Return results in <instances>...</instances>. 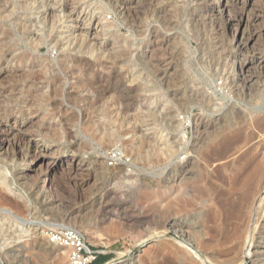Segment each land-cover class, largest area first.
<instances>
[{
    "label": "rangeland",
    "instance_id": "1",
    "mask_svg": "<svg viewBox=\"0 0 264 264\" xmlns=\"http://www.w3.org/2000/svg\"><path fill=\"white\" fill-rule=\"evenodd\" d=\"M50 1L55 2L61 17L54 18L52 23L54 29L50 35L59 36L60 34L65 38L70 29L78 32L75 23L67 21L65 16L71 7L74 11H81L89 14L88 16L100 19L104 27V31H101V28L98 29L97 45L91 46L93 51L89 53L84 47L80 51L77 49L72 51L73 55L87 58L92 70L102 74L101 83L93 85L94 88L89 97L92 102L98 92H103V97L93 104L90 102L89 106H85L79 99L87 96L84 91L78 94L79 98L75 99L65 95L67 92L76 90L69 83L73 82V79H68L63 72L59 59L64 51L59 46L52 47L47 37L49 35L48 26L45 24L47 22L44 23L39 14L42 10L39 6L44 3L52 4ZM120 1L36 0L34 3L33 0H0V31H4L8 36L11 35L10 37L18 42L20 49L26 48L31 54L28 64L33 57L35 60L50 61L53 72L62 78L63 84L56 92L50 93V91H40L41 81L31 78L29 80L33 82L34 88L30 91L22 89L21 93L16 94L19 96L17 102L16 99L9 100L5 112L2 111V113L8 117V124L13 123V118H16L18 129L25 137L39 142L45 151L49 148L46 151L48 157L68 156L73 153L83 164V170L78 171L74 170L75 166L56 165L54 173L58 179L55 177V180H60L63 184L52 202L45 200L42 196L34 198L29 194L30 190L27 187L25 189L18 186L20 191L24 190L23 193L27 194L24 199L26 205L22 208L20 216L27 220L36 219L65 226L73 224L74 229L84 236L86 242L97 254L108 255L107 259L100 264L116 259L119 253H128L136 243L143 241L144 243L137 251V262L134 264L140 262L149 264L155 250H161L160 257L166 254L163 246L167 238L169 239L172 235L167 224L168 218L193 213V210L169 209L165 205L164 197L157 198L150 193L155 184L162 187L164 175L172 167L173 160L175 159L174 162L179 161L180 158V161L186 160L187 153L191 151L190 148L186 150L187 147L196 142L201 146L197 152L191 153L195 155L198 163L195 170L199 173L203 166L201 153L203 154L211 144H216L226 135L232 134V131L237 132L238 136L235 135V137L241 139L237 141L233 137V142L236 140L237 143H233V150L236 152L231 157L235 159L242 151H246V147L249 149V146L257 143L261 132L253 120L246 119L245 122L244 118H251L249 114L252 113L247 106L241 107L240 115H243L239 116L236 110L232 109L234 104L230 101L228 105L225 104L219 95L230 88L228 83L230 78L225 81V77L229 75L228 71H231L232 61L235 59L234 56H228V50H231L228 42L232 31L225 27V19L229 17L227 13L213 15L205 9V3L200 0H138L139 5L137 10H134L133 15L136 14L134 17L131 14L115 13V4ZM255 1H247L245 5L233 1L232 5L229 3L228 7L231 11L228 13L231 14V18L234 17L233 23H236L241 14L243 19L248 18L249 21L255 14L263 15L257 22H251L257 29H262L264 0ZM158 10L159 13L156 12ZM20 22L26 25L21 26ZM252 28L253 26H249L246 30L247 35ZM30 30H35L34 32L44 38L38 47L30 45L26 39L27 31ZM260 32L263 31L260 30ZM155 34L158 38L166 35L170 38L173 36L153 57L159 61L168 59L166 61L170 62L171 69L167 81H160V75H156V68L152 65L153 61L141 55L143 46L146 42L153 40ZM254 39L249 46L255 47L256 52L264 49V38L261 36L255 41ZM78 44H81L80 40ZM96 47H100L103 51ZM220 51L223 53L219 54ZM18 65L14 61L8 62V67L12 69ZM70 66L80 68L73 64ZM255 71L252 76L256 80L254 89L257 90L253 91L251 98L234 95V98L241 102L237 105H245L249 98L252 99V104L255 102L264 104V66L261 65L259 70ZM1 74L2 72L0 76ZM95 80V76H91L89 81ZM115 85L118 86L117 92L116 90L114 92ZM210 93L213 95L209 100ZM116 95L118 100L114 104ZM55 109L59 112L56 113ZM116 111L120 114L117 117L118 121L112 120L115 118ZM51 112L54 114L50 115ZM218 113L223 115L226 113L227 121L234 120L236 124L230 128L221 126L224 130L212 140L213 136H210L212 132L208 135L204 134L205 137L197 134L196 138L192 139L196 134L195 131L193 132L192 125L188 123V116L211 119ZM228 115L233 117L229 119ZM252 117L257 120L264 118V111L260 114L254 112ZM61 121H65L64 127L73 131L77 129V133L67 135L62 129H59L56 134L45 132V126L59 125L63 123ZM85 122L93 123L95 127L101 125L104 130L111 133V137L103 136L100 139L102 133L95 131L96 129L95 132H84L82 126ZM220 124L225 125V122L220 121ZM247 134L256 135L255 139L251 140L252 143L245 141ZM139 136L149 140L144 147L145 158L135 159V164H132L131 159L135 158L134 151L129 145L125 147V142L127 143L132 137L137 138L135 141H138ZM202 139L205 142H201ZM111 144H114V147L109 146ZM166 145L174 149V154L172 153L170 157L163 152ZM108 146L111 149H108ZM125 148L127 149L124 150ZM113 150L119 151L117 163L120 164L119 166L121 163L126 165L127 170L114 168L115 165L111 164L113 159L110 157ZM214 163L207 165L205 170L214 173L219 165L217 161ZM244 163L245 160L242 159L237 162V165L242 167ZM9 164L12 167H25L19 159L9 161ZM134 166L135 170L132 169ZM10 169L8 176L13 177V171ZM44 169L46 168L43 164L42 170ZM130 169L132 173H126L130 172ZM195 170L194 173L197 174ZM86 181H89L88 184L82 189L78 188L80 187L78 183L85 184ZM43 184L46 185L47 181L41 178L38 181V187L41 188ZM20 191L14 190V193L20 194ZM206 209L207 207H202L201 214ZM44 242L47 243V239L43 233L42 237H35V239L5 243L0 246V259L3 258L5 264H69L67 252H63L67 249H59L55 246L56 251L49 253L41 248ZM0 245H2L1 242Z\"/></svg>",
    "mask_w": 264,
    "mask_h": 264
},
{
    "label": "bare ground",
    "instance_id": "2",
    "mask_svg": "<svg viewBox=\"0 0 264 264\" xmlns=\"http://www.w3.org/2000/svg\"><path fill=\"white\" fill-rule=\"evenodd\" d=\"M200 1L205 3V9L211 14L214 15L215 13H227L229 16H227L228 18L225 19V27H228L229 31H232V34L230 32L232 35L231 39L228 42V47L231 49L228 50V56H234L235 59L232 61L231 71H228L229 75L225 77V81L230 78L228 83L230 84V88L232 90L229 88L226 92L219 93V95L221 96V99L224 100L225 104L228 105L230 101L231 104L235 105H233L232 109H235L239 116L243 115H240V110L242 109L241 107L247 106V108H249L252 112L249 114L251 118L246 117L244 120L245 122L246 119L253 120L261 134L258 132L260 134V139L257 140V143L255 142L256 144L254 143L253 145L251 144V140L255 139L254 137L256 135H245V141H250L252 146H249V149L246 147V151H242V153L238 155L237 158L235 157V159H232L231 157L235 155L234 153L236 152V150H233V143H237V141L241 139H237L235 137V135L238 134L237 132L232 131V134L226 135L216 144H211L209 148L203 152V154L201 153L200 158L202 160L203 166L201 165L202 167L200 168L199 173L195 170V167L198 163L196 162L195 155L192 154L193 152H197L198 148L201 146H199L196 142L194 144H190V146L187 147L186 150L190 148L191 151H187L189 153L186 152L187 155L185 157L186 160L184 159L185 161H180L181 158L179 161L177 160L174 162L175 159L173 160L171 163L172 167H170L164 175L162 187L155 184L153 186V190H151L150 193L157 198L164 197L165 205L169 209L177 208L180 209L179 211L193 210V213L187 214L186 216L184 215L168 218L167 224L172 235H170L171 237L169 239L167 238V241L163 246V250L166 249V254L163 257H160L161 250L157 249L150 257V262L148 263L264 264V118L257 120L252 117L254 112L260 114L262 111H264V104L261 105V102H259L260 104L256 102H253L254 104H252V99H250L253 91L257 90L254 89V83L256 80L253 79L254 76H252V74L253 72H256L255 70H259L261 65L264 66V49L256 52L255 47L249 46L254 38V41L261 36L264 38V23L262 22V29H257L256 26L254 27V25L251 24L252 21L257 22V20L263 15L260 16L255 14L252 20L249 21L248 18L243 19L241 14V16H239L236 20V23H233L235 20H233L234 17L231 18V14L228 13L231 11L229 10L228 5H230L232 1L241 3V5H245V3L250 0ZM33 2L35 3L36 0H33ZM46 3L42 4V6H39L42 7V10L39 11V14L41 15L44 23L47 22L45 23L48 26L49 35L47 37L50 44L52 43V47L57 48L59 46L64 51L60 56L59 64L63 67V72L66 74L67 78L70 80L73 79V82L69 83L73 86V88L76 89L74 91L67 92L65 95L71 99H75L79 98L80 96L78 94L84 91L87 93V96L79 99H81V102H83L85 106H89L90 102L93 104L96 101H100V99L103 97V92H98L95 99H93V102L90 101L91 97L89 96L91 90L94 88L93 85L101 83L102 74H100L99 71L92 70L91 63L87 58L72 54L73 50L77 49L80 51L82 50V47H84L85 50L87 48L89 53L93 51V47L91 46H94L97 43L96 38L99 35L98 29L101 28V31H104V27L99 21L100 19L93 18V16H88L89 14H85L81 11H74V9L71 7L69 10H67L65 16L68 19L67 21L75 23L76 27H78V32L75 30L72 31V29H70L68 35L65 38L60 34L59 36H53L50 34L54 29V26L52 25V23H54V18L56 19L57 17V19H60L61 17L58 14L59 12H57L55 2H51L52 4ZM115 5L117 10V12L115 10V13L121 15H125V13L133 15L134 10H137V5H139V3L138 0H121L120 2H116ZM156 12L159 13L160 11L158 10ZM78 24L80 25L78 26ZM20 25L25 26L26 24H22V22H20ZM249 26H253V28L247 35L246 30L249 28ZM260 30L263 32H260ZM34 31H27L28 36L26 39L30 45L38 47V45L43 42L42 40H44V38ZM10 36H8V34H6L4 31H0V72H2L0 76V242L2 245L0 246H3L5 243L20 242L29 240L31 238L35 239V237H42L43 230L47 227H70L74 229L73 224L72 227L70 225L65 226L63 224H57L54 222H42L36 219L27 220L21 217L20 213L22 212L24 205H26L24 199L27 197V194L23 193L24 190L23 192L20 191L21 189L18 186H22L25 189L27 187V189L30 190L29 194L34 198H36V196H42L45 200L48 199L47 201L52 202L54 200L53 198L56 196L55 194L58 193V189H60L61 185L63 184V182H60V180H55L57 178L54 173L56 165L59 167L64 165L69 167L71 165L75 166V171L83 170V164L73 153L69 154L68 156L48 157V153H46V151H48L49 148H46L45 151L39 142L25 137L20 129H18L19 125L16 122V118H13V123L8 124V117L5 116L6 114L2 113V111L5 112V108L9 103V100L16 99L17 102L19 96L16 94L21 93L22 89L30 91L34 88L33 82L31 83L29 80L31 78L41 81V88H39L40 91H50V93H54L61 87V85H63L61 83L62 78L53 72V65L50 61L35 60L33 57L28 64L31 54L28 53L26 48L23 50L20 49L18 42ZM172 37L170 38L168 35H166L162 38H158V35L155 34L153 40L145 43V46H143L141 52L142 56L153 61L152 65H154V68H156V75H160V81H167L170 75L171 65L169 61H166L168 59L159 61L153 57L156 55L158 50L164 48L165 44L167 45L168 41H170ZM78 40L81 41V44H78ZM98 44L100 45V43ZM216 47L217 45L215 48ZM97 48L100 51H103V49H100V47H96V49ZM221 52L223 53V51H220L219 54ZM9 61L17 62L19 65L16 68L14 67L15 69H12L11 67H8ZM70 64L76 65L80 68L72 67ZM52 72L53 75H51ZM91 76H95L96 80L94 82L89 81ZM36 88L37 87H35V89ZM117 88L118 86L115 85L114 92L115 90L117 92ZM175 94L176 92L174 95ZM211 95L213 94L210 93L209 96L207 95L209 100L212 98ZM234 95H240L243 96V98H250L246 100L247 102L245 101V105L243 103V105H237V103L241 102L237 98L235 99ZM117 100L118 95H116L113 100L114 104ZM55 111H57L56 113L59 112L58 109H55ZM52 114L54 113L51 112L50 115ZM119 115V111H116L114 116L115 118L112 120L118 121L117 117ZM222 115L223 113H218L214 116L212 115L213 118L211 119H203L202 117L198 119L194 116H188V123L192 125L194 129L193 132L195 131L196 134L192 139L196 138L197 134L204 136V134L208 135L212 132L210 135L213 136V138H211L212 140L219 135L218 133L224 130V128L221 126H227V128H230V126L232 127L236 124V121L234 120L233 122L227 121L226 113L223 116ZM231 115H228L229 119L233 117ZM236 117L238 118V116ZM220 121L225 122V125L220 124ZM64 124H66L65 121L59 125L48 124L45 126L44 130H46L45 132H53L51 134H56L59 129H62L63 132L65 131V134L67 135H72L75 132L77 133V129L73 131L68 127H64ZM237 127L239 128V126ZM82 130L84 132H91L94 130L98 131L102 133L100 139L103 138V136H107L108 138L111 137V133H108L106 129L104 130V127H101V125L95 127V124L89 122H85L84 126H82ZM234 132L235 134H233ZM140 137L141 136H139L138 141H135L137 139H135V137L129 139L127 143L124 141L126 144H124L125 147H128L129 145L132 148L130 149L134 151L132 152L135 158H132L133 161L131 159L132 164H135V159L143 160V158H145L144 147L149 140L145 139L143 136L141 139ZM233 137H235L237 141L235 140L233 142ZM200 141L202 142L204 139ZM114 144L109 146H113ZM133 144H135V146ZM109 146L108 149L110 148ZM193 148L195 149L194 151ZM243 148H245V146ZM126 149L127 148L124 150ZM173 150L170 145H166L163 152L167 154V157H170V155L174 152ZM16 159H19L20 162H23L25 167H12L11 164H9V161ZM242 159L245 160V163L244 166L240 167L237 165V162ZM215 161H217L219 165L214 170V173H209L207 170H205L207 165L214 163ZM43 164L46 168L44 170H42ZM117 165L119 166L120 164L116 163L114 168L117 167L120 170H127L126 165L122 163L119 167ZM177 167L178 170L176 171ZM9 169L13 171V177L8 176ZM132 169L135 170V166ZM132 169L129 170L130 172L126 173L131 174ZM194 170L197 172V174L194 173ZM41 178L46 180L47 184H43V186L39 188L38 181H40ZM88 182L89 181H86L85 184L78 183L77 185L80 186L78 188L82 189L83 186L88 184ZM14 190L20 191V194H15ZM21 200L24 202L23 204L21 203ZM202 207H207V209L201 214L200 210ZM9 222L10 225L8 226ZM77 232L79 233V231ZM143 243V241H139L135 245L133 244V248H131L128 253H119L116 259L108 261L104 264L136 263V258L138 255L137 251ZM41 245L43 246L41 248L45 251H48L49 253L56 251L54 248L55 245L49 242H44ZM59 249L65 250L66 248L59 247ZM63 252L66 253L67 250ZM0 264H5L3 258L0 259ZM139 264L146 263L140 262Z\"/></svg>",
    "mask_w": 264,
    "mask_h": 264
},
{
    "label": "built area",
    "instance_id": "3",
    "mask_svg": "<svg viewBox=\"0 0 264 264\" xmlns=\"http://www.w3.org/2000/svg\"><path fill=\"white\" fill-rule=\"evenodd\" d=\"M118 150H113L111 164L117 163ZM47 242L67 249L69 264H92L99 254L93 250L84 239V236L70 227H47L43 230Z\"/></svg>",
    "mask_w": 264,
    "mask_h": 264
},
{
    "label": "trees",
    "instance_id": "4",
    "mask_svg": "<svg viewBox=\"0 0 264 264\" xmlns=\"http://www.w3.org/2000/svg\"><path fill=\"white\" fill-rule=\"evenodd\" d=\"M108 255H98L96 260L92 264H100L107 259Z\"/></svg>",
    "mask_w": 264,
    "mask_h": 264
}]
</instances>
